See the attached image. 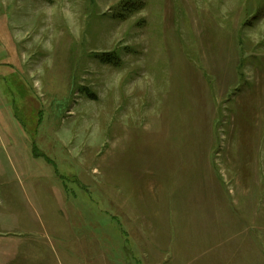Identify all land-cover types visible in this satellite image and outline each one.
<instances>
[{"label":"rangeland","instance_id":"1","mask_svg":"<svg viewBox=\"0 0 264 264\" xmlns=\"http://www.w3.org/2000/svg\"><path fill=\"white\" fill-rule=\"evenodd\" d=\"M221 259L264 264V0H0V264Z\"/></svg>","mask_w":264,"mask_h":264},{"label":"crops","instance_id":"2","mask_svg":"<svg viewBox=\"0 0 264 264\" xmlns=\"http://www.w3.org/2000/svg\"><path fill=\"white\" fill-rule=\"evenodd\" d=\"M198 244H200L199 246H202V247H205V245H206V243L205 242H202L201 240L200 241H198L197 242ZM202 247H200V250H202L203 248ZM208 247V246H207ZM207 249V248H206ZM206 249H203L204 250V252H206ZM203 250H202V252H203ZM207 253V252H206ZM208 254H209V256L212 254H214V251L211 253V251H209L208 252ZM193 258H194V256H193ZM193 258H192V260H193ZM194 261V260H193ZM193 261H191V262H193ZM207 264H223V259H221L220 260V263H217V262H214V263H207Z\"/></svg>","mask_w":264,"mask_h":264}]
</instances>
